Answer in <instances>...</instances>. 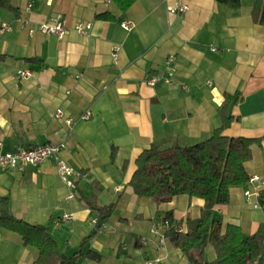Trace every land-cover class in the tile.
Instances as JSON below:
<instances>
[{
  "label": "crops",
  "instance_id": "crops-1",
  "mask_svg": "<svg viewBox=\"0 0 264 264\" xmlns=\"http://www.w3.org/2000/svg\"><path fill=\"white\" fill-rule=\"evenodd\" d=\"M10 3L12 8L0 7V22L12 26L0 28V152L64 142L58 156L81 173L68 201L54 157L22 170L0 169V196L8 198L12 215L46 227L70 257L94 232L96 206L113 204L77 264H145L157 256V264H190L167 236L160 244L150 228L186 232L188 219L200 218L204 200L182 194L156 205L129 182L136 159L153 144L168 149L209 138L222 123L219 110L226 97L233 120L224 134L257 140L245 170L264 180V25L252 18L254 0H136L125 11L113 0ZM177 3L188 9L171 13ZM57 14L68 27L62 38L29 35L17 22L22 18L35 26ZM124 19L134 23L131 31L121 27ZM78 23L91 27L78 33ZM114 45L120 47L116 63ZM169 56L174 74L165 83ZM23 70L31 74L20 78ZM153 74L160 77L155 87L145 82ZM57 110L73 119L87 110L91 114L70 127L56 117ZM253 187L249 181L232 187L229 201L213 207L222 233L235 224L250 236L264 221L262 207H253L257 197L244 195ZM65 214L73 219L62 221ZM205 256L215 259L211 244ZM37 257V248L0 226V264H34Z\"/></svg>",
  "mask_w": 264,
  "mask_h": 264
},
{
  "label": "trees",
  "instance_id": "trees-1",
  "mask_svg": "<svg viewBox=\"0 0 264 264\" xmlns=\"http://www.w3.org/2000/svg\"><path fill=\"white\" fill-rule=\"evenodd\" d=\"M125 11L136 0H113ZM11 0H0V7L12 8ZM252 18L264 25V0H254ZM100 18H110L107 14ZM229 99L225 98L219 110L222 123L212 135L189 146H173L160 149L156 145L145 149L136 159V169L130 179V186L140 197H150L160 205L175 196L186 194L204 200L200 218L187 221L186 232L168 228L165 236L173 247L178 248L190 264H264V221L257 231L244 236L235 224H228L221 232V217L213 207L229 201L230 189L244 186L249 176L245 163L251 158V146L257 140L243 136L229 137L224 130L233 117L228 113ZM259 202L264 213V188L260 190ZM98 217L95 230L83 239L80 249L70 257L59 251L47 228L33 225L16 218L10 212L9 200L0 196V226L19 233L25 245L38 250L34 264H77L89 238L103 228L114 211V205L96 206ZM171 220L169 214L165 217ZM215 250V259L208 261L207 246ZM90 258H97L87 252Z\"/></svg>",
  "mask_w": 264,
  "mask_h": 264
},
{
  "label": "built area",
  "instance_id": "built-area-1",
  "mask_svg": "<svg viewBox=\"0 0 264 264\" xmlns=\"http://www.w3.org/2000/svg\"><path fill=\"white\" fill-rule=\"evenodd\" d=\"M31 4H28V8H30ZM188 6L185 4L177 3L175 6L170 8V12L173 14H180L183 11H186ZM17 22L19 23L20 27L26 28L29 35H32L35 32H40L43 34H54L58 38H62L67 32L68 27L66 25V21L62 14H57L52 17L48 22L39 23L35 26H28V23L25 19L18 18ZM121 27L126 31H131L134 27V23L129 20H121L120 22ZM91 25L89 23H78L75 26V30L78 33H84L86 30L90 29ZM0 28L3 31H11L12 26L7 22H0ZM120 47L119 45H114L112 47V60L114 63L117 62L118 58V51ZM174 61L173 56H169L167 58V67H166V77L164 78L165 83H170L173 80L174 74V67L172 66V62ZM31 74L29 70L19 71L18 76L20 78L28 77ZM160 81V77L156 74L149 76L145 82L147 85L151 87H155L158 85ZM186 88V87H185ZM90 111L87 110L85 113L81 114L77 119H73L71 117H64L63 112L61 110H57L56 117H64L65 123L73 127L76 122L86 120L90 116ZM2 143L0 142V147ZM65 146L64 142L60 143H52L48 142L40 146H34L29 148H18L14 151H5L0 152V169L3 171L8 170H22V168L26 164H33L37 165L49 157H54L56 160L57 171L61 178V180L65 183L68 188V195L66 199L69 201L74 198L75 190H76V181L80 178L81 173L75 171L70 165H68L64 160H62L58 156V152ZM250 183H253L254 187L252 190L246 189L244 191V195L249 198L251 196L257 197L258 200L253 202L254 208H261V204L259 202V195L261 188L264 187V180L261 179L259 176L254 175L249 177L248 180ZM69 219H73L72 215L65 214L62 217V221H66ZM159 228L156 225H152L150 230L152 233L159 234V243L163 244L166 240V236L163 233H160ZM161 261V257L157 256L153 259L147 260L145 264H157Z\"/></svg>",
  "mask_w": 264,
  "mask_h": 264
},
{
  "label": "rangeland",
  "instance_id": "rangeland-1",
  "mask_svg": "<svg viewBox=\"0 0 264 264\" xmlns=\"http://www.w3.org/2000/svg\"><path fill=\"white\" fill-rule=\"evenodd\" d=\"M132 264H133V262H132Z\"/></svg>",
  "mask_w": 264,
  "mask_h": 264
}]
</instances>
